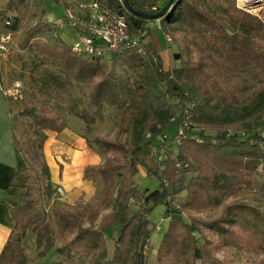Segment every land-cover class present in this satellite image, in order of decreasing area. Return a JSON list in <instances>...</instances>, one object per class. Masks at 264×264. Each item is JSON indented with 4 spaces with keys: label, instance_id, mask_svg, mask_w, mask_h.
I'll return each mask as SVG.
<instances>
[{
    "label": "trees",
    "instance_id": "1",
    "mask_svg": "<svg viewBox=\"0 0 264 264\" xmlns=\"http://www.w3.org/2000/svg\"><path fill=\"white\" fill-rule=\"evenodd\" d=\"M1 1L0 20L4 25L13 17L7 29L19 31L27 0ZM98 1L127 14L130 36L140 38L144 52L129 49L109 57L76 52L60 36L53 37L54 25L44 18L43 8L36 23L23 32L20 47L43 66L39 82L44 88L72 80L87 87V105L96 114L105 106L120 111L115 139H87L102 157L85 172L93 182L102 183L99 204L64 203L51 217L43 210L42 200L50 198L53 186L44 155L47 131L66 129L68 115L54 111L45 98L38 105L25 104L18 114L29 120L25 141L29 168L15 172L9 186L26 191L19 205L11 208L14 228L0 264H29L24 245L28 232L47 249L54 247L57 237L64 242L56 252L65 258L55 264H146L143 251L154 230L149 215L160 204L166 205L169 218L158 247L162 263L165 257L180 256L188 264H229L214 251L243 230L248 231L243 237L252 243L251 250L264 254V211L230 202L216 216L184 219L185 212L219 206L251 187L257 173H264V18L239 7L238 0H175L159 18L163 34L172 36L178 47L174 58L179 64L167 69L154 42L155 19L130 12L120 0ZM129 1L133 9L146 13H156L168 2ZM70 112L87 123L94 120L75 102ZM184 119L187 125L180 136ZM125 134L128 140L123 139ZM163 134L167 138L162 140L172 142L175 149L166 147L161 167L153 168L146 157ZM139 166L158 179L159 188L140 187ZM247 211L254 220L251 230L245 222ZM203 229L219 241L212 242ZM113 239L116 245L110 253L108 241Z\"/></svg>",
    "mask_w": 264,
    "mask_h": 264
},
{
    "label": "rangeland",
    "instance_id": "2",
    "mask_svg": "<svg viewBox=\"0 0 264 264\" xmlns=\"http://www.w3.org/2000/svg\"><path fill=\"white\" fill-rule=\"evenodd\" d=\"M54 5L55 7L50 10L49 17L50 18L53 16L57 17L61 11L62 13L60 14L59 18L63 17L62 6L58 3ZM238 6H240L243 9L245 8L249 12L264 18V4L255 10L242 7L241 5ZM41 8L45 10L43 0H27L26 3L21 8L20 20L22 23V27L19 30L20 31L19 33L16 32L14 34V36L17 37L16 40L17 48L21 49L20 43L23 38V32L29 26L36 23L37 16H39V14L41 13L42 10ZM44 18L47 20L46 17ZM52 22H54V20ZM1 23L3 26L2 21ZM151 23L154 29V34L158 38H160V36L163 35V32L159 27V24L155 20L152 21ZM0 30H2V27L0 28ZM58 35L65 42L69 44H72V41L76 39L72 29L68 26H64L62 29H60ZM170 37L172 38V42L171 43L167 42L168 45L169 44L170 45H169V51L166 52L167 54L165 56V62H164L165 68L167 69L176 68V66L179 64V62L174 58V53L178 52V47L175 43L174 38L172 36ZM161 42L163 43V40H161ZM109 56L111 55H108L107 57ZM20 60L22 62V65H24V68H22L23 69L22 71L18 70L16 72V76L19 77V79L24 80L27 86L29 87V90H31L29 93V97L27 98L29 99L30 103L38 105L39 101L42 100L41 97L43 96V93H45L44 98L50 103V106L53 108L54 111H56L59 114L68 115V118L66 120L67 122L70 121L71 124L73 125L82 124L81 131L85 138L93 139L97 137L99 138L110 137L112 139H115L117 137L118 132L120 130L119 129L120 111L105 106L101 114H96L95 110L90 109L87 105V100H86V93H88L87 87L76 85V83L73 82L72 80H65L64 81L65 84L62 86H57V87L45 86L44 88L42 85H40L39 82L41 70L43 69V66L37 65L36 62L32 60V55L28 51H25L24 55L21 56ZM39 89L40 92L38 91ZM24 91L26 90L24 89ZM38 93H40V96H38ZM74 102L78 104V106H80V108L83 111L87 110L91 116H94V120L90 123H87L83 119L72 115L70 111L72 108V104H74ZM122 137L124 140H128L129 138L127 134L122 135ZM158 143H159L158 146L162 147L164 154L163 152H158L156 153V155H154V153L152 152V147L154 146L153 144L150 147V154L146 157L147 164L149 166H153V168H155L156 166L161 167L163 160L162 158H164L166 154V149H165L166 147L175 149L174 148L175 145L172 142L167 143L166 140H162V137L158 139ZM92 147L97 152V154L99 155L102 161L101 152L95 146ZM141 167L143 166H139L138 168L141 169ZM136 180L139 183L140 187L143 189L148 188L150 190H154L160 187V183L158 179H156L153 176H149L148 174L146 176H143L142 174L138 173V175L136 176ZM96 184L97 186L99 185L98 192L100 193L102 183H96ZM63 197H64L63 195L57 193L56 187L52 186V192L50 198L45 197L42 200L43 201L42 208L49 217L52 216V212L55 207L62 206L64 203H66L64 202ZM230 202H240L243 204H247L248 206H250V208L252 207L264 211V173L263 172L257 173L253 179V183L251 187H246L239 190L235 195L230 196L227 200L221 202L219 206L209 208L202 213H197L193 211L185 212L184 219L186 222H190L192 218L207 219L216 216L218 213L222 211L224 206ZM98 204H99V195L97 199L92 200L91 203L82 204V205L97 206ZM244 213H245L244 216L246 218L245 222L248 224V230H251L254 228V220L250 216L248 211ZM149 219L153 223L154 230L151 234V238L148 244L146 245L147 247L143 252L145 256L146 264H188L186 257L178 256L172 259L169 257H165L164 263H162L158 259V247L162 240L163 233L166 231L169 222V218L166 215V205L160 204L156 206L155 209L150 213ZM157 226H159L160 229H157ZM203 230L205 236L210 238L212 242L219 241V237L217 235H214L208 229H203ZM246 232L248 231L243 230L239 235L236 236L235 239H231L226 242H223L221 246L222 248L219 249L218 251H214V254L221 260L227 261L229 264H264V254H259L256 251H252L251 250L252 243H250L246 237H243ZM113 235L114 237L116 236L115 234ZM196 235L197 237L201 238L202 242H204L201 233L196 232ZM26 236H28V238H26L25 241V248L29 261H33L35 264H53V263L55 264L57 261L65 258V255H61L56 252V249L61 247L64 243L59 237L55 239L54 247L52 249H47L46 246L43 245L38 246L36 242L35 234L28 232ZM29 240L31 244L29 243ZM115 245L116 242L114 239L108 241L110 253L113 252ZM82 249H83L82 247H80V249L77 248L80 254H82L83 251ZM196 264H200V261H197Z\"/></svg>",
    "mask_w": 264,
    "mask_h": 264
},
{
    "label": "crops",
    "instance_id": "3",
    "mask_svg": "<svg viewBox=\"0 0 264 264\" xmlns=\"http://www.w3.org/2000/svg\"><path fill=\"white\" fill-rule=\"evenodd\" d=\"M0 3L4 4L3 1ZM43 3L47 20L52 22L58 19L62 11L58 16L56 15L57 17H49L50 10L57 3L56 0H43ZM1 27L4 30L0 20ZM16 40L17 37L14 36L9 51L0 56V254L14 228L11 208L19 205L20 198L26 191L21 187L9 186L10 179L15 172L29 168L25 155L29 120L20 116L18 112L25 104L35 105L27 99L31 90L26 82L16 76V72L24 68L20 59L25 53L24 50L17 48ZM154 42L165 62L166 52L169 51L165 35L158 38L154 34ZM43 98L44 96L41 97ZM65 118L67 120L68 117ZM67 123L68 127L62 132L47 131L48 139L44 145V155L50 167L51 181L53 187L63 188L64 202L71 205L91 203L99 195V185L86 177V168L98 165L102 161L97 152L88 145L87 138L83 136L82 124L73 125L70 121ZM138 173L147 175L144 167H141ZM26 238L28 236L24 239V245ZM29 264L35 263L29 261Z\"/></svg>",
    "mask_w": 264,
    "mask_h": 264
},
{
    "label": "built area",
    "instance_id": "4",
    "mask_svg": "<svg viewBox=\"0 0 264 264\" xmlns=\"http://www.w3.org/2000/svg\"><path fill=\"white\" fill-rule=\"evenodd\" d=\"M56 1L63 8V17L52 22L54 25L53 37L59 36L58 32L64 26L70 27L76 38L71 44L76 52L101 57L122 53L129 49L144 52L140 38L134 39L130 36L128 18L125 12L106 8L98 0ZM120 1L125 6L124 0ZM13 22L14 18L10 17L4 22V30H0V56L6 54L10 49V44L16 32L9 31L7 26ZM157 23L159 24V19ZM165 39L167 42H171L169 35H165ZM186 120H182L183 122L178 129V135L180 136L184 134L185 125H187ZM162 138L166 139L167 135L163 134ZM152 152L154 155L158 152L164 154L162 147L157 145L152 147ZM56 191L58 194L64 195L63 188L58 187ZM157 229H160V227L157 226Z\"/></svg>",
    "mask_w": 264,
    "mask_h": 264
},
{
    "label": "water",
    "instance_id": "5",
    "mask_svg": "<svg viewBox=\"0 0 264 264\" xmlns=\"http://www.w3.org/2000/svg\"><path fill=\"white\" fill-rule=\"evenodd\" d=\"M174 1H175V0H168V2H167V3H166V4L160 9V11H158V12H156V13H146V12H142V11L135 10V9H133V7L130 5V1H129V0H124V4H125L126 8H127L130 12H132V13H134V14H136V15H138V16L144 18V19H147V20H150V19L158 20L159 18H161V17L165 14V12H166L167 10L170 9V7L173 5ZM239 7H240V6H239ZM244 9H245V8H244ZM246 10H247V9H246Z\"/></svg>",
    "mask_w": 264,
    "mask_h": 264
},
{
    "label": "bare ground",
    "instance_id": "6",
    "mask_svg": "<svg viewBox=\"0 0 264 264\" xmlns=\"http://www.w3.org/2000/svg\"><path fill=\"white\" fill-rule=\"evenodd\" d=\"M238 3L242 7L255 10L264 4V0H238Z\"/></svg>",
    "mask_w": 264,
    "mask_h": 264
}]
</instances>
